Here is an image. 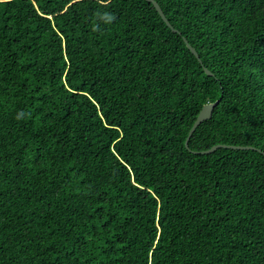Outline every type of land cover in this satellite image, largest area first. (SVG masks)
<instances>
[{"label":"trees","instance_id":"16d2710c","mask_svg":"<svg viewBox=\"0 0 264 264\" xmlns=\"http://www.w3.org/2000/svg\"><path fill=\"white\" fill-rule=\"evenodd\" d=\"M156 1L0 0V264H264V0Z\"/></svg>","mask_w":264,"mask_h":264},{"label":"water","instance_id":"95a60500","mask_svg":"<svg viewBox=\"0 0 264 264\" xmlns=\"http://www.w3.org/2000/svg\"><path fill=\"white\" fill-rule=\"evenodd\" d=\"M150 2L153 3L154 7L156 8V10L158 11V13L160 14V16L162 17V19L165 21V23L173 30V31H178L176 28L173 27V25L170 23V21L168 20V18L165 16L160 4L156 1V0H148ZM184 41L186 42L187 47L191 50V52L197 56L199 58L198 52L197 50L188 42V40L186 38H184ZM204 70L206 71L207 74H212V72L207 68L204 67ZM219 102V100H215L212 102H208L205 103L202 108L200 109L196 119L194 120L188 135L186 137L185 140V146L188 147V142L189 139L191 137V135L193 134L194 130L196 129V127L203 122L204 120L209 119L212 116V112L214 107L217 105V103ZM219 147H227V148H233V149H258L252 145H240V144H226V143H216L213 144L210 148L207 149H202V150H193V152L195 153H209V152H213L214 150H216ZM260 150V149H258Z\"/></svg>","mask_w":264,"mask_h":264},{"label":"clouds","instance_id":"9594fccd","mask_svg":"<svg viewBox=\"0 0 264 264\" xmlns=\"http://www.w3.org/2000/svg\"><path fill=\"white\" fill-rule=\"evenodd\" d=\"M113 18H114V17L111 16V15H108V16H107V19H108V20H112Z\"/></svg>","mask_w":264,"mask_h":264}]
</instances>
